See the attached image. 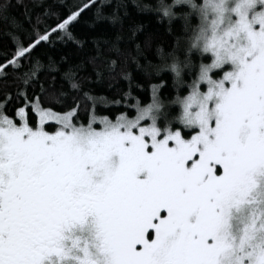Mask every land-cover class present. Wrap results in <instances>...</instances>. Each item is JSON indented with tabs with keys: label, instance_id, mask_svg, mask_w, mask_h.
<instances>
[{
	"label": "snow or ice",
	"instance_id": "snow-or-ice-1",
	"mask_svg": "<svg viewBox=\"0 0 264 264\" xmlns=\"http://www.w3.org/2000/svg\"><path fill=\"white\" fill-rule=\"evenodd\" d=\"M83 7L64 18L51 13L54 26L31 25L23 40L6 33L16 47L0 75L23 67L57 30L67 31ZM238 27L247 41L239 71L226 74L231 85L218 93L214 119L202 109L201 129L187 141L167 129L158 139L141 117L121 112L113 121L95 106L81 123L80 101L66 111L45 107L43 85L31 96L20 89L13 115L6 112L12 96H5L0 264H264V15L252 23L241 17ZM46 121L58 125L54 132ZM88 217L91 241L65 235Z\"/></svg>",
	"mask_w": 264,
	"mask_h": 264
},
{
	"label": "trees",
	"instance_id": "trees-1",
	"mask_svg": "<svg viewBox=\"0 0 264 264\" xmlns=\"http://www.w3.org/2000/svg\"><path fill=\"white\" fill-rule=\"evenodd\" d=\"M84 4L87 7H83L78 17L70 22L67 31L57 30L52 40L35 47L23 67L9 68L6 76L0 75V101L8 94L12 96L6 105L7 114H14L20 89L27 87L31 96L41 93V85L45 107L51 103L55 110L66 111L74 98L79 100L81 106L77 118L84 124H87V110L92 106H95L96 115L108 116L113 121L121 112L133 116L131 105L149 100L153 81H160L155 86L162 95H172L167 72L159 77L147 76L145 69L150 62L156 61L157 45H162L165 50L173 47L176 33L180 31L179 21L170 26L158 22L153 13L139 11L133 0H92L91 3L89 0H0V7L5 8L0 14V64L4 63L6 54L10 58L16 47L6 33L14 32L23 40V29L35 25L36 30L43 31L47 25L54 26L58 22L57 16L51 13L64 18ZM46 10L47 16L43 15ZM38 17L40 23H37ZM113 17L115 22H112ZM203 59L207 61L210 57ZM111 61H115V65H111ZM225 69H229L228 66ZM221 71L213 76H220ZM25 72L29 73L27 86L23 84ZM73 83L76 88L72 87ZM125 100L128 106H125ZM170 111L175 113L177 109L173 107ZM29 120L30 123L37 120L30 111ZM164 124L161 120L162 137L166 134ZM56 127L53 121L45 124L50 132ZM93 127L100 125L96 123ZM177 129L185 139L197 131L172 124L171 132Z\"/></svg>",
	"mask_w": 264,
	"mask_h": 264
},
{
	"label": "clouds",
	"instance_id": "clouds-1",
	"mask_svg": "<svg viewBox=\"0 0 264 264\" xmlns=\"http://www.w3.org/2000/svg\"><path fill=\"white\" fill-rule=\"evenodd\" d=\"M133 4L141 12L153 13L158 22L168 26L179 21L180 31L172 48L156 46L157 59L145 69L147 76L159 77L167 72L172 95L165 96L151 88L149 100L138 103L135 114L127 119L139 116L140 122L147 121V125H154L159 131L163 120V130L171 132L172 124H179L183 129L196 128L199 132L202 109L209 121L214 119L218 93L231 85L226 74L239 71V59L247 44L246 33L238 27L239 21L243 17L252 23L254 17L264 15V0H133ZM258 23L257 20L252 24L253 30H258ZM205 56L210 59L205 61ZM225 65L232 67L225 69ZM217 71L221 75L214 77ZM173 107L177 109L175 113L170 111Z\"/></svg>",
	"mask_w": 264,
	"mask_h": 264
},
{
	"label": "flooded vegetation",
	"instance_id": "flooded-vegetation-1",
	"mask_svg": "<svg viewBox=\"0 0 264 264\" xmlns=\"http://www.w3.org/2000/svg\"><path fill=\"white\" fill-rule=\"evenodd\" d=\"M189 140V139H186ZM92 217L87 218V222L83 227L77 225L76 227L72 228L70 232L65 233L67 236L72 237H81L82 239H87L88 241L92 240V232H91V224H92ZM65 243H70V241H66ZM55 259V258H53ZM45 264H48L46 261Z\"/></svg>",
	"mask_w": 264,
	"mask_h": 264
},
{
	"label": "rangeland",
	"instance_id": "rangeland-1",
	"mask_svg": "<svg viewBox=\"0 0 264 264\" xmlns=\"http://www.w3.org/2000/svg\"><path fill=\"white\" fill-rule=\"evenodd\" d=\"M225 66H228V68L230 69L232 66L231 65H225ZM201 88L203 89L204 88V85H201ZM48 121H46L45 122V124L47 123ZM54 122V121H53ZM144 123H147V121H145ZM57 127H58V125H57ZM181 127V126H180ZM191 130H197L195 133H197L198 132V129H196V128H192ZM194 133V134H195ZM193 134V135H194ZM166 135V134H165ZM182 136V135H181ZM160 138H163L162 136H161V132L159 131V135H158V139H160ZM183 138V137H182ZM184 139V138H183ZM190 139V138H189ZM186 140V139H185ZM187 141V140H186ZM169 144H170V146H171V141L169 142ZM118 158L117 157H113V160L115 161V160H117Z\"/></svg>",
	"mask_w": 264,
	"mask_h": 264
}]
</instances>
